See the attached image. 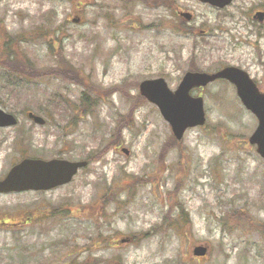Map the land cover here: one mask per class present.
Listing matches in <instances>:
<instances>
[{
	"label": "rangeland",
	"instance_id": "374dc122",
	"mask_svg": "<svg viewBox=\"0 0 264 264\" xmlns=\"http://www.w3.org/2000/svg\"><path fill=\"white\" fill-rule=\"evenodd\" d=\"M257 10L264 0H0V108L18 117L0 129V170L88 160L67 183L0 193V264H264L258 118L234 84L192 90L206 121L182 139L139 93L144 79L174 90L188 70L226 65L264 91ZM8 52L53 75L12 73Z\"/></svg>",
	"mask_w": 264,
	"mask_h": 264
},
{
	"label": "water",
	"instance_id": "95a60500",
	"mask_svg": "<svg viewBox=\"0 0 264 264\" xmlns=\"http://www.w3.org/2000/svg\"><path fill=\"white\" fill-rule=\"evenodd\" d=\"M200 1L218 7H224L232 2V0ZM182 14L187 19L191 18L189 13L182 12ZM254 17L263 21L264 11H257ZM220 78L227 79L235 85L244 106L258 118V124L249 136V141L257 145L258 153L264 158V92L245 69L226 65L212 72L188 70L175 90L168 86L164 77L144 79L139 84V91L158 105L163 117L171 124L174 136L181 139L188 127L204 124L206 120L204 99L202 96L191 94V90ZM26 114L36 123L46 122L42 115L32 110L27 111ZM17 122L15 114L0 108V126L15 125ZM123 150L127 152L126 148ZM87 164L88 161L85 159L25 157L12 166L4 179L0 180V192L50 189L69 182L77 171ZM207 251V245H197L193 249V254L200 256Z\"/></svg>",
	"mask_w": 264,
	"mask_h": 264
},
{
	"label": "trees",
	"instance_id": "16d2710c",
	"mask_svg": "<svg viewBox=\"0 0 264 264\" xmlns=\"http://www.w3.org/2000/svg\"><path fill=\"white\" fill-rule=\"evenodd\" d=\"M14 55V54H13ZM7 61H10L13 64L14 68H12V73L20 75V77H31L33 78V76H39V77H43L45 75H53L51 73H47L45 72V69L37 70L36 65H34V63L30 60V59H23L22 57H18V56H12V52H8L7 53V58L5 59ZM59 71V70H57ZM27 75V76H26ZM83 99H85V96H83Z\"/></svg>",
	"mask_w": 264,
	"mask_h": 264
},
{
	"label": "flooded vegetation",
	"instance_id": "af4514ba",
	"mask_svg": "<svg viewBox=\"0 0 264 264\" xmlns=\"http://www.w3.org/2000/svg\"><path fill=\"white\" fill-rule=\"evenodd\" d=\"M253 15H254V14H253ZM8 127H14V125H13V126H0V129L8 128ZM0 139H2V140L0 141V147H1L2 143L6 140V136H4V135H0ZM14 163H16V162H14ZM14 163H12L11 166H12ZM11 166H10V167H11ZM10 167L8 168V170L10 169ZM3 169H4V168H3ZM3 169L0 170V171L2 172V173L0 172V180L3 179V178L5 177V175H6L7 171H8V170L5 171V170H3ZM8 221H9V220L6 219L5 221H3V223H8ZM15 223H16V222H14L13 224H15ZM11 224H12V223H11Z\"/></svg>",
	"mask_w": 264,
	"mask_h": 264
}]
</instances>
